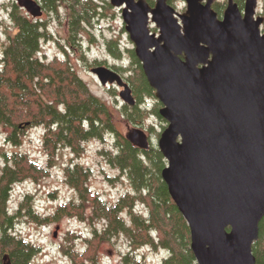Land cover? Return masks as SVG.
I'll use <instances>...</instances> for the list:
<instances>
[{"label": "water", "instance_id": "water-1", "mask_svg": "<svg viewBox=\"0 0 264 264\" xmlns=\"http://www.w3.org/2000/svg\"><path fill=\"white\" fill-rule=\"evenodd\" d=\"M33 17V0H17ZM109 0L124 29L166 126L157 148L166 163L161 179L185 219L197 264H256L252 244L264 216V17L258 0L242 9L227 0ZM152 22L158 32L150 30ZM102 86H116L124 104L136 101L129 84L106 65L90 68ZM141 150L149 135L127 128ZM56 231L54 232V235Z\"/></svg>", "mask_w": 264, "mask_h": 264}, {"label": "trees", "instance_id": "trees-1", "mask_svg": "<svg viewBox=\"0 0 264 264\" xmlns=\"http://www.w3.org/2000/svg\"><path fill=\"white\" fill-rule=\"evenodd\" d=\"M235 1L243 5V0ZM45 2L47 12L65 9L66 40L78 46L82 32H86L101 14V5L94 0ZM147 2L152 6L154 0ZM215 4L214 8L218 6ZM101 7L107 9L104 5ZM262 15L264 17V8ZM9 17L14 31L8 32L0 55V125L7 130L4 139L13 145L20 144L29 130L41 127L42 148L49 161L43 167L23 152L3 153L0 264H32L33 257L39 253L37 245L13 231L21 216L37 222L55 220L61 215L84 220L86 210L90 211L91 220L102 224L100 230L94 226L91 236L84 237L86 248L83 251L71 247L63 249L70 258L69 264H100L101 243L118 235H124L130 245L122 257L123 264H145L135 253L141 247L164 251L161 264H197L190 249L189 227L161 179V169L166 161L158 148L150 146L148 150H141L129 143L117 128V119L108 104L92 93L67 57L49 61L40 57L41 44L50 37L46 19L36 21L18 10H11ZM261 31L264 33V20ZM106 46L115 59L121 60L117 37L108 39ZM127 51L130 64L112 68L129 84L136 103L134 106L122 104L120 120L126 126H142L151 112L163 120L158 114V101H154L151 110L148 108L146 102L153 99L154 91L133 48ZM81 59H86L83 54ZM97 64L101 62L88 63ZM108 135L113 136V149L103 148L99 152L128 178L130 185L116 201H107L99 193L92 192L88 185L90 169L75 161L66 164L63 172L77 199H70L58 205L54 213L39 217L29 201L31 195L26 194L17 209L10 212L8 203L12 186L26 179L38 181L48 175L49 167L54 164L53 157L61 147L68 148L77 158L84 152L87 141L104 142ZM139 205L142 210L137 208ZM252 253L256 264H264V216L259 223L258 239L252 244Z\"/></svg>", "mask_w": 264, "mask_h": 264}, {"label": "rangeland", "instance_id": "rangeland-1", "mask_svg": "<svg viewBox=\"0 0 264 264\" xmlns=\"http://www.w3.org/2000/svg\"><path fill=\"white\" fill-rule=\"evenodd\" d=\"M94 1L101 6H106L107 9L100 6L101 14L93 20L92 26L88 27L86 32H82L79 46L76 43L70 44L66 40L67 18L65 9L61 8L58 14L51 13L47 17L50 37L42 42L40 57L47 61L55 57H67L77 74L88 84L92 93L108 104L117 119V128L123 134L127 128H142L149 135L150 146L157 148L158 133L160 134L166 126V121L159 119L157 115L151 112L142 126L132 124V127L126 126L120 120L123 117L120 114V109L124 104L118 96L120 88L111 85L102 86L94 74L90 72V68L96 66L88 65L93 60L101 62L99 65H106L110 68L114 65L126 67L130 64L127 49L133 48L124 29L121 10L112 6L109 0ZM8 2V0H0V55L8 32L14 31L9 17L10 11L1 5V3L5 5ZM171 4L178 12H183L186 7L184 0H171ZM217 7L215 8L216 11ZM263 8L264 0H258L257 13L262 15ZM149 26L152 32H158L154 23L150 22ZM113 37L119 39L121 60L123 61L115 59L107 49L106 42ZM81 54L86 58L85 60L81 59ZM87 61L89 62L86 64ZM154 101L157 99L153 95V99L149 98L146 102L150 110L153 108ZM42 130L38 126L29 130L23 135L20 144L13 145L4 139L7 130L0 125V169L4 164L3 153L12 151L23 152L36 161L38 165L46 166L49 156L42 148ZM113 144L114 139L110 135L106 136L104 142L99 140L87 141L84 144V152L77 158L68 148L61 147L53 157L54 164L49 167L48 175L40 177L38 181L26 179L12 186L8 203L10 212L17 209L26 194L31 195L29 201L32 202V208L36 210L39 217L54 213L58 205L65 204L70 199H77L74 191L66 183L63 172L66 164L75 161L90 169L91 177L88 185L92 192L99 193L107 201H116L130 189V185L128 178L118 168L112 166L99 152L103 148L113 149ZM137 208L142 210L140 205ZM89 212V210L85 211L87 218L84 220H80L77 216L61 215L55 220L37 222L27 216H21L13 231L39 247V253L33 259V264H69L70 258L64 254L63 249H70L71 247V249L83 251L86 248L84 237L91 236L94 226L100 230L102 222L91 220ZM55 231L56 234L54 235ZM129 247V242L124 235H118L109 241L102 242L100 245V264H123L122 257L129 250ZM135 253L137 258L145 264H161L165 255L162 250L158 251L147 247H141L135 250Z\"/></svg>", "mask_w": 264, "mask_h": 264}, {"label": "flooded vegetation", "instance_id": "flooded-vegetation-1", "mask_svg": "<svg viewBox=\"0 0 264 264\" xmlns=\"http://www.w3.org/2000/svg\"><path fill=\"white\" fill-rule=\"evenodd\" d=\"M9 2L8 3H5V5H4V3H1V5H2V7H5L6 9H8L9 11H11V10H18V11H22L25 15H27L29 18H32V19H34V20H36V21H42V20H44V19H46L47 20V17L51 14V12H47V10H46V2H45V0H33V1H35V2H37L39 5H40V7H41V9H42V11H43V13H42V15L41 16H39V17H33L31 14H29V13H27V11L25 10V8H23L22 6H20L19 4H18V1L17 0H8ZM234 2H236L235 0H233ZM218 1L217 0H215L214 2H213V4H212V7H213V9L215 10V8H214V4L215 3H217ZM168 3L171 5V6H173L172 4H171V0H168ZM237 3V2H236ZM149 4V3H148ZM154 4V3H153ZM226 4H227V0H225V1H222V2H218V7H217V16L218 17H221L222 16V14H223V11H224V9H225V7H226ZM216 5V4H215ZM237 5H238V3H237ZM239 6V8L240 9H242V7H243V5L242 6H240V5H238ZM174 7V6H173ZM220 7V8H219ZM175 8V7H174ZM62 9H64V8H62ZM121 10V9H120ZM59 12V11H58ZM58 12L57 13H55V14H58ZM53 13V12H52ZM49 22L47 21V24H48Z\"/></svg>", "mask_w": 264, "mask_h": 264}, {"label": "bare ground", "instance_id": "bare-ground-1", "mask_svg": "<svg viewBox=\"0 0 264 264\" xmlns=\"http://www.w3.org/2000/svg\"><path fill=\"white\" fill-rule=\"evenodd\" d=\"M17 235V234H16ZM129 251V250H128Z\"/></svg>", "mask_w": 264, "mask_h": 264}]
</instances>
